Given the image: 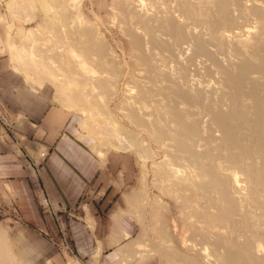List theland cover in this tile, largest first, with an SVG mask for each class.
<instances>
[{
    "label": "bare ground",
    "instance_id": "bare-ground-1",
    "mask_svg": "<svg viewBox=\"0 0 264 264\" xmlns=\"http://www.w3.org/2000/svg\"><path fill=\"white\" fill-rule=\"evenodd\" d=\"M85 1L14 0L13 18L40 22L17 32L14 68L84 117L100 158L134 149L142 166L152 161L153 185L183 209L189 254L163 224L161 247L137 238L121 262L156 253L160 264H264V0H111L141 71L119 109L159 159L109 107L119 68ZM0 264H18L2 230Z\"/></svg>",
    "mask_w": 264,
    "mask_h": 264
},
{
    "label": "crops",
    "instance_id": "crops-1",
    "mask_svg": "<svg viewBox=\"0 0 264 264\" xmlns=\"http://www.w3.org/2000/svg\"><path fill=\"white\" fill-rule=\"evenodd\" d=\"M13 1L0 0V41L6 51L1 58L0 90L11 91L9 104L23 116L17 132L25 138H17L18 145L12 147L0 136V199L7 185L22 221L0 206V224L9 225L8 231L2 225L0 230L8 232V246L18 264H123L122 248L132 245L122 244L132 230L126 228L119 206L121 191L132 184L135 170L121 153L111 151L107 162H102L81 138L76 116L49 103L52 88L45 85L36 91L15 70L13 35L25 33L28 24L10 18ZM41 144L52 147L44 161L37 156ZM120 171L123 179L117 177ZM40 187L46 189L56 215L41 211L35 199ZM96 193L101 200H95ZM80 202L88 203L94 227L64 212ZM62 228H67L78 260L61 252L56 240ZM137 258L124 264H149V259Z\"/></svg>",
    "mask_w": 264,
    "mask_h": 264
},
{
    "label": "rangeland",
    "instance_id": "rangeland-1",
    "mask_svg": "<svg viewBox=\"0 0 264 264\" xmlns=\"http://www.w3.org/2000/svg\"><path fill=\"white\" fill-rule=\"evenodd\" d=\"M83 8H84V12L87 15L88 20H93L92 11L96 12L97 19L100 20V23L98 25L99 30L104 36L107 50L110 49L109 52L111 54L110 53L109 54L111 56L114 55L113 56L115 57L114 64L119 68V73L118 75H116L117 94L109 101V107L111 108V110L113 111L115 115V118L119 122L123 123L125 127L134 131L136 134L138 133L141 137H143V139H145L146 142H149L147 144L151 145L153 152L155 151L158 154L155 157L157 159L161 158L162 153L159 152L160 150L156 147V145L152 143V141H150L149 137L145 133L142 134L137 127L135 128V126L127 122L125 115L119 109V107L122 106V104L124 103V99L126 98V94H127L126 87H128L129 85L131 86L133 85L134 81H136L139 78L138 75H140L141 71L139 70L138 65L137 64H136L137 66L135 65L136 57L134 58V53H133L134 50H133L132 44L130 45V42H131L130 38L129 40L127 39L128 36L126 35L125 32L121 30L120 24L118 23L117 18H115L116 16L110 13L111 12V0H86ZM10 14L11 13H9V16L10 18H12ZM12 19H15V18H12ZM38 20L39 19H36L35 21L29 24L27 23L28 25L26 26L25 33L21 34L20 33L21 31L19 33L24 37L29 28L36 27L40 23L38 22ZM16 34L17 33H14L13 35V41L16 40V37H15ZM130 46L132 47V49ZM184 46L186 47L187 44H184ZM4 53H6L5 49L3 50V48L2 49L0 48V74L2 71L1 58L4 55ZM185 55H188V54H185ZM14 67H15V61H14ZM17 72L18 74H20V76L23 78V81L27 85H33L34 87L37 88L36 91H39L40 84L38 85L36 82L29 80L25 76L24 72H20V71H17ZM42 85L41 87H45V85L52 87L53 95L50 96L51 97L50 102H49L50 104H56L58 107L64 109L65 113H68V115L72 114L76 116V119L79 121V131L81 132V138H83L88 143V145L90 146V149L98 156L97 152H95L92 148L93 144H97L96 139L93 137V135L85 132L81 128V125L84 122V117L80 115V113H78L77 111L68 110L64 103L55 99V97H57L56 96L57 90L55 89V87L52 86L51 83L45 82ZM10 92L11 91L8 88L3 89V91L0 90V126L2 129L0 136H1L2 141L6 142L9 146L12 145V147H15L14 145H18L15 142L16 139L18 138L19 141H22L25 137H23L17 132V123H19V121L23 118V116L15 112V110H13V108L10 106L9 100H8ZM34 126L35 128H37L38 124H34ZM40 147H41L40 150L37 151V156L38 158L42 159V161H44L49 151L52 149V147L45 145V144H41ZM122 150L111 148L108 151V153L112 151L116 153H121L123 155H127V157L129 158L130 165L134 168L135 173H136L132 184L131 185L128 184L129 185L128 188L123 187L121 191L122 196L120 199L121 203H120L119 208H121L122 211L120 209V214H121L122 219L124 220L126 228L132 230V232L129 233L127 240L122 245L125 246L131 242L132 246H126L129 249L133 247L135 239L137 238L141 239L142 237V240L145 241V243H148L149 245L152 244V247H155V248L158 246L157 248H159L161 247V244L159 243L160 242L159 231L162 226L166 225L169 231L168 233L170 237L169 239L171 240L173 236L171 241H175L176 243L175 245L177 246V248H179L180 252H183L184 254L185 253L189 254L190 252L187 250L186 246L184 247V243L186 244V242L188 241L189 230H188L186 223H184V219L182 217L183 209L172 198L162 195V193L158 191L159 189L155 185H153L154 169L152 166V161L148 160L144 167L142 166L144 165L142 157H140V153L137 150L135 151L134 149H128V150L122 149ZM108 153H107V156H108ZM98 157L100 158V156ZM105 157H106V154L105 156H101V158L103 159L100 158L101 161L104 163L107 162L106 161L107 157L106 158ZM143 167L144 169L146 168V171L148 172L146 187H144V184L141 181L142 173L144 170ZM117 177L120 179H123L121 171L117 173ZM155 187L157 189H155ZM141 190H143V192ZM129 194L130 195L136 194V198L138 197L140 201L138 199L137 202L134 203V205L131 204L133 202L130 201V205H129V199H130ZM43 197H46L48 201L50 202L49 209H46L42 206L43 204L41 202V199ZM94 198L95 200H101L102 196L99 193H96L94 195ZM35 199L42 212L51 213L53 215H56L57 211L54 209L52 200L50 196L48 195V193L46 192V189L45 190L41 189V187L38 188L35 192ZM161 201L163 203H161ZM159 204H161V206L163 204L165 208L163 206H162L163 208H161ZM138 205H141V207L137 212V208L139 207ZM0 206L3 207L2 208L3 210L5 209L8 212L15 214L17 220L22 221V217L14 204L13 196L9 192L7 185L2 187ZM64 212L66 213V215H72L74 218L84 221L89 227L91 228L94 227V223H95L93 219L94 217H93V214L90 210L88 203L80 202L76 206H74V208L66 207L64 209ZM0 225L5 227L6 231L9 230L8 224H0ZM62 229L63 230L60 231V234H59L60 240L59 241L56 240V242H58V246L60 247L61 252L63 250V247H61L59 243L63 242L64 244H66V246L69 245V248L72 250V251H67L68 253L65 252V255L75 256L74 258H77L78 260L79 256L77 255L75 247L68 235L67 228H62ZM6 231L5 233L7 234V243H8V232ZM145 239L149 242H146ZM180 241L184 243L181 245ZM153 242L155 243L154 244L155 246L153 245ZM181 248L183 250H181ZM144 257L142 256L139 258L149 259V264H160L161 255L158 256V254L152 253Z\"/></svg>",
    "mask_w": 264,
    "mask_h": 264
},
{
    "label": "built area",
    "instance_id": "built-area-1",
    "mask_svg": "<svg viewBox=\"0 0 264 264\" xmlns=\"http://www.w3.org/2000/svg\"><path fill=\"white\" fill-rule=\"evenodd\" d=\"M43 192V191H42ZM44 193V192H43ZM41 202H42V206L44 207V208H46V209H49V207H50V202L48 201V199L46 198V197H43L42 199H41ZM59 245H61V247H63V250H62V252L65 254V252L66 253H68L67 251H72L70 248H69V245H67L66 246V244H64L63 242L62 243H59Z\"/></svg>",
    "mask_w": 264,
    "mask_h": 264
}]
</instances>
